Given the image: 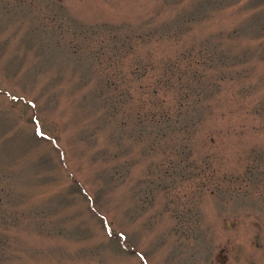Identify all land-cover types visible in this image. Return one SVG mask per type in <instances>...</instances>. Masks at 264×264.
<instances>
[{
  "label": "rangeland",
  "instance_id": "374dc122",
  "mask_svg": "<svg viewBox=\"0 0 264 264\" xmlns=\"http://www.w3.org/2000/svg\"><path fill=\"white\" fill-rule=\"evenodd\" d=\"M0 264H264V0H0Z\"/></svg>",
  "mask_w": 264,
  "mask_h": 264
},
{
  "label": "trees",
  "instance_id": "16d2710c",
  "mask_svg": "<svg viewBox=\"0 0 264 264\" xmlns=\"http://www.w3.org/2000/svg\"><path fill=\"white\" fill-rule=\"evenodd\" d=\"M173 61L174 60H170V62L168 61L167 64L168 65H170L171 63L174 64ZM144 67H146V66H144ZM139 74L144 76L147 74V72H146V70L141 71L139 69ZM182 74L180 76H178L177 78L179 79L182 76ZM174 76H175V74H173L172 72L164 71V73L160 77H158L153 83L147 85V86L151 87V91H150L151 97H145L144 103H142L140 106H137L138 109L136 110L137 111L136 117L139 120H141L140 123H142L146 120L156 121L155 118H158L156 113H159L162 116L161 120L159 118L157 119L158 121H162V120L169 121L168 126H172L170 121H173L176 123H177V121L180 122V119H178V118H176V120L174 121V118L171 117V115H170L172 112H176V110H174L175 106L171 110L170 105H167V104L162 105L161 104L164 100H162V99L156 100L155 99L161 86L166 87V88L171 87L172 81H173L172 78H174ZM179 86L185 92V86H188V85H184V84L179 83ZM184 95L187 97V95H188L187 90L184 93ZM135 120H136V118H135ZM123 122H125V120H123ZM140 126H141V128L145 127L144 125H140ZM186 128H188L187 124H186Z\"/></svg>",
  "mask_w": 264,
  "mask_h": 264
}]
</instances>
